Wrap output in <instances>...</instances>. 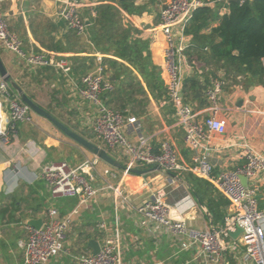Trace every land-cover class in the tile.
<instances>
[{
	"label": "crops",
	"instance_id": "obj_1",
	"mask_svg": "<svg viewBox=\"0 0 264 264\" xmlns=\"http://www.w3.org/2000/svg\"><path fill=\"white\" fill-rule=\"evenodd\" d=\"M80 1L81 16L88 25V18L95 16L92 13H95L93 8L97 2ZM123 2L140 7L141 12L130 13L124 10L121 7ZM167 2L168 0L108 2L114 6L122 21L129 22L135 29V32L130 33L129 42L138 44L143 59L148 64L159 67L165 84V41L158 29V21ZM209 3L213 4L211 1ZM58 7L59 0H0V11L10 30L20 39L23 50L26 53L47 52L66 57L72 62L69 76L62 75L52 67L31 69L15 53L1 47L0 58L11 79L31 100L72 130L105 148L124 165V157L116 150L107 149L92 132L95 107L81 99L76 84L82 75L95 70L98 55L126 66L129 64L114 56L112 49H96L90 41L88 28L84 35H77L68 29L57 13ZM227 12L228 9L223 7L219 14ZM216 25L217 22H214L211 26ZM181 32L182 29L177 26L175 34L179 35ZM184 38L189 44V37L184 35ZM187 63L186 67L190 64L188 61ZM105 66L106 74L113 81L112 70H108L107 63ZM198 66L191 65V69H186L185 77L196 75L202 85L209 84L212 77H224L222 69L211 76L207 67ZM143 86L145 93L137 96L138 99H145V104L136 115H132L137 119L141 135L154 150L158 149L163 140L168 139L176 150L179 162L190 164L194 153L183 140L184 129L175 121L174 107L169 102L163 103L164 96L154 98L144 83ZM205 89L186 98L199 118L207 112ZM220 108L218 116L226 121V131L223 135H211L208 160L212 165V173L242 165L245 161L244 143L264 157V85L250 84L242 76L234 81L226 80ZM17 129V136L10 142L0 141V264H23L24 245L31 227L28 221L44 220L47 210L52 207L62 216L75 209L77 212L70 214L65 240L68 252L51 258L47 264H78L80 254L93 253L88 244L90 240L100 246L111 235L119 240L121 264H229L228 257L232 264H252L241 254L227 255V261H207L197 253L195 246L181 249L169 233L154 234L146 223H142L144 218L132 210L152 192L164 188L172 220H183L188 226L200 230L210 228L209 219L204 212L206 207L198 200L186 177L190 175L207 181L213 188V193L221 195L227 201L224 222L229 201L209 180L186 171H176L174 176H169L162 170L122 176L121 169L98 159L92 171V184L97 188V193L85 205H78L76 197L51 195L42 176V168L47 163L59 161L77 166L94 155L50 121L32 111L30 121L18 122ZM124 134L132 142H136L139 137L138 132L128 125L124 128ZM105 168H110L111 172L104 174ZM106 183L113 187L119 185L127 201L118 197ZM256 183L258 207L264 209V172L258 175ZM223 222L216 223L214 227H220Z\"/></svg>",
	"mask_w": 264,
	"mask_h": 264
},
{
	"label": "built area",
	"instance_id": "obj_2",
	"mask_svg": "<svg viewBox=\"0 0 264 264\" xmlns=\"http://www.w3.org/2000/svg\"><path fill=\"white\" fill-rule=\"evenodd\" d=\"M209 0H168L162 8L158 21V29L164 37L163 63L166 73V92L163 103L169 102L174 107V118L183 129V140L193 151L190 164H182L173 144L163 140L158 149H152L141 135L137 119L132 115L108 107L104 104V93L114 89V84L106 74V66L97 56V66L93 72L81 76L76 89L84 101L95 107V116L91 130L95 137L101 140L107 149H113L124 157L122 176L132 174L134 168L145 169L159 165L165 173L176 171L191 172L209 180L229 201V210L220 227L204 230L192 228L183 220H172L169 206L165 201L166 192L157 189L132 210L144 218L154 234L167 232L178 243L181 249L195 246L197 253L207 261L218 262L227 255H243L252 264H264V209L258 207L256 178L264 172V157L243 144L244 163L234 169H223L212 173V165L208 160L211 135H223L226 131V121L218 116L220 99L226 85V79L219 75L212 77L205 89L207 112L198 117L196 111L183 94V80L187 57L185 50L189 45L184 38V27L191 17L192 11ZM80 0H59L57 13L62 17L68 29L77 35H84L87 30L86 20L80 13ZM94 16L95 13L93 12ZM180 26L181 34H175V28ZM0 47L15 53L23 59L31 69L52 67L59 73L69 76L72 72V62L63 56L47 52L26 53L20 39L10 30L8 23L0 11ZM187 63V64H186ZM264 65V59L262 60ZM191 67V68H190ZM31 110L23 104L18 96L9 93V87L0 81V141L10 142L18 134L17 123L30 121ZM133 127L138 132V140L130 141L124 134L125 126ZM98 158L93 156L77 166H70L65 161L50 162L43 166L42 176L48 184L54 197H76L78 205H85L92 199L97 188L92 184V171ZM104 174L111 172L110 168L103 170ZM240 176L247 178L243 185ZM108 188L127 201L119 185ZM77 209L71 213H76ZM70 213V214H71ZM70 214L62 216L54 207L47 210L39 228L29 227L25 242L23 264H47L48 261L66 253L65 240L69 229ZM239 230L236 237L231 233ZM224 242V246L221 243ZM78 264H121L119 240L115 235L108 236L99 246L96 254L82 253L78 256Z\"/></svg>",
	"mask_w": 264,
	"mask_h": 264
},
{
	"label": "trees",
	"instance_id": "obj_3",
	"mask_svg": "<svg viewBox=\"0 0 264 264\" xmlns=\"http://www.w3.org/2000/svg\"><path fill=\"white\" fill-rule=\"evenodd\" d=\"M91 1L97 4L93 8L95 16L88 18L90 41L101 51L112 49L114 56L129 64L126 66L116 60L102 58L101 63H107L108 70L111 69L114 75V80L111 81L114 89L104 93L103 102L125 115H136L145 104V99H138L137 96L145 93L143 83L154 98L165 96L166 84L161 70L143 59L137 43L129 42L130 33L135 32L129 22H124L120 31L109 32L101 37L98 27L115 24L113 16L119 13L108 3L113 0ZM121 7L130 13L141 12L140 7H135L132 3L123 2ZM223 7L228 12L220 15L219 11ZM214 22L217 25L211 26ZM183 33L189 37V45L185 50L187 61L194 67H207L211 76L222 69L227 81H234L242 76L250 84L264 85V0H209L192 11ZM90 61L92 63L93 58ZM208 85H202L196 75L187 76L183 80V94L188 98ZM9 93L17 96L10 88ZM186 180L210 213L213 225L223 222L227 201L221 195L214 194L207 181L190 175ZM228 261L232 264L230 257Z\"/></svg>",
	"mask_w": 264,
	"mask_h": 264
},
{
	"label": "water",
	"instance_id": "obj_4",
	"mask_svg": "<svg viewBox=\"0 0 264 264\" xmlns=\"http://www.w3.org/2000/svg\"><path fill=\"white\" fill-rule=\"evenodd\" d=\"M126 1V0H123ZM228 1H238V0H228ZM0 77L2 81L7 83L8 87L15 91L16 95L20 99V101L25 104L32 112L44 117L48 121H50L57 129H59L62 133H64L66 136L71 138L73 141L81 145L83 148L86 150L90 151L94 156H96L98 159L102 160L106 164L110 165L111 167L118 168V169H123L124 165L120 163L117 159H115L113 156H111L107 150L96 143L92 142L91 140L83 137L76 131L72 130L65 124H63L61 121L56 119L50 112H48L46 109L42 108L38 104H36L33 100H31L27 94L23 91V89L13 80L11 79L10 75L7 73V70L5 69L3 62L0 58ZM153 170H158L161 171V167L159 165H152L149 168L145 169H139V168H134L131 171L136 174H146L147 172L153 171ZM169 176H174L173 173H167ZM240 180L243 185L247 184V178L245 176H240ZM205 214L207 215L209 222H210V228L214 229V225L212 222V218L210 213L207 211V209H204ZM28 223L35 227L39 228V226L42 223L41 219L37 220H30ZM239 230H237L234 233H231L232 237H236L238 234ZM221 243L224 246V242L221 239ZM89 246L93 249V254H96L99 250V245L97 242L90 240L89 241Z\"/></svg>",
	"mask_w": 264,
	"mask_h": 264
},
{
	"label": "rangeland",
	"instance_id": "obj_5",
	"mask_svg": "<svg viewBox=\"0 0 264 264\" xmlns=\"http://www.w3.org/2000/svg\"><path fill=\"white\" fill-rule=\"evenodd\" d=\"M113 20L115 21V24H105V25L103 24V25H100L98 27V31H99V34L101 37H104L105 34H107L109 32L115 33V32L120 31V29H122V27L124 26L123 23L125 21H122L121 17L118 14L113 16ZM164 190L166 192V189H164ZM166 195H167V193H166ZM165 201H166V198H165Z\"/></svg>",
	"mask_w": 264,
	"mask_h": 264
}]
</instances>
